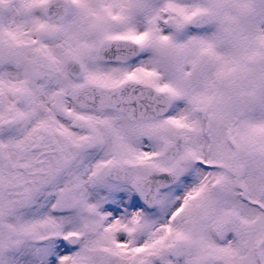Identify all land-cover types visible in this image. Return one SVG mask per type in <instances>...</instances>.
Segmentation results:
<instances>
[{
  "label": "snow or ice",
  "instance_id": "snow-or-ice-1",
  "mask_svg": "<svg viewBox=\"0 0 264 264\" xmlns=\"http://www.w3.org/2000/svg\"><path fill=\"white\" fill-rule=\"evenodd\" d=\"M0 264H264V0H0Z\"/></svg>",
  "mask_w": 264,
  "mask_h": 264
}]
</instances>
